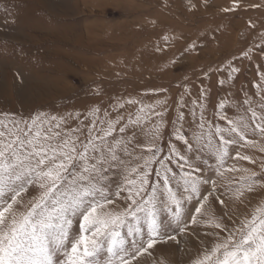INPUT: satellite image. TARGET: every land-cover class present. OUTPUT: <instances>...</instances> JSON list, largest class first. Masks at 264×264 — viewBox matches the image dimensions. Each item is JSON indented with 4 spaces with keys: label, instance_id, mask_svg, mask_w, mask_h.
Returning <instances> with one entry per match:
<instances>
[{
    "label": "rangeland",
    "instance_id": "obj_1",
    "mask_svg": "<svg viewBox=\"0 0 264 264\" xmlns=\"http://www.w3.org/2000/svg\"><path fill=\"white\" fill-rule=\"evenodd\" d=\"M261 97L264 0H0V120L5 114L17 120L57 117L58 131L81 141L93 124V137L103 136L111 124L105 158L90 153L98 186L114 201L109 208L130 203L127 191L117 196L118 189L129 178L139 180L141 157L155 153L148 145L160 149L150 166L149 191L155 185L158 198L166 200L168 176L182 201L185 231L158 204V243L133 264H194L264 209V134L253 131L260 121L247 111L264 114ZM240 118L251 125L246 139L236 137L238 143L227 146L221 161L216 127L227 129L229 120ZM185 172L208 181L199 184V196L184 183ZM39 192L29 186L22 204L29 205ZM141 227L142 234L128 236L129 242L147 239V225ZM70 232L78 234V218ZM106 259L102 256L101 264Z\"/></svg>",
    "mask_w": 264,
    "mask_h": 264
},
{
    "label": "snow or ice",
    "instance_id": "obj_2",
    "mask_svg": "<svg viewBox=\"0 0 264 264\" xmlns=\"http://www.w3.org/2000/svg\"><path fill=\"white\" fill-rule=\"evenodd\" d=\"M219 106L223 108V103ZM261 110L264 113V97H261ZM247 111L251 112L252 120L260 121L255 123L253 131L264 134V114L258 117L251 107ZM228 124L227 129L216 127L221 145L217 155L221 161L228 155L227 146L238 143L236 137L245 140L251 126L243 118L229 120ZM60 127L57 117L49 119L41 115L17 120L14 117L8 119L5 114V120H0V264H101L102 256L107 257L104 264H133L144 254L150 255L149 250L158 243L157 237L161 235L158 204H163L172 213L179 231H185V227L180 226L183 223L182 201L169 186L168 176H164L166 200L158 198L155 185H151L149 191L150 166L160 151L155 144L148 145V151L151 153L155 148V153L141 157L144 170L139 172V180L127 179L125 188L116 193L119 196L120 191L126 190L125 200L130 203L123 208H109L114 201L108 198L103 187L98 186V166L91 162L94 160L91 154L99 152L101 159L105 158L104 137L111 135L114 128L109 124L103 136L93 137V124L88 136L81 141L79 137L73 139L68 133L58 131ZM225 132L229 134L228 138H225ZM177 135L188 144L182 134ZM96 140L100 145L95 143ZM107 147L111 159L116 160L114 149L110 145ZM188 147L191 149L192 145L188 144ZM172 151L176 149L173 147ZM180 159L186 157L180 156ZM132 171L136 173L137 169ZM254 177V172L248 177L249 191H252ZM182 179L197 196L200 195L199 184L208 183L200 177L193 178L191 172H185ZM212 183L215 187V182ZM29 186L38 187L40 192L25 206L20 198ZM8 197L10 202H6ZM186 199L190 201L192 196ZM204 200L195 208L196 214L201 213ZM258 212L241 228L214 244L210 251L205 250L204 256L194 264H264V209ZM75 218H78V234L70 232ZM142 222L147 225V239L142 236L140 240L129 242L128 236L142 234ZM191 223H196L195 215ZM124 228H127L126 233L122 231ZM167 238L176 239L175 236Z\"/></svg>",
    "mask_w": 264,
    "mask_h": 264
}]
</instances>
